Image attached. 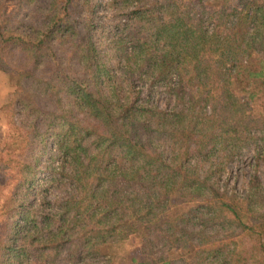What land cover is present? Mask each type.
<instances>
[{"label": "trees", "instance_id": "obj_1", "mask_svg": "<svg viewBox=\"0 0 264 264\" xmlns=\"http://www.w3.org/2000/svg\"><path fill=\"white\" fill-rule=\"evenodd\" d=\"M0 70L2 264H264V0H0Z\"/></svg>", "mask_w": 264, "mask_h": 264}, {"label": "rangeland", "instance_id": "obj_2", "mask_svg": "<svg viewBox=\"0 0 264 264\" xmlns=\"http://www.w3.org/2000/svg\"><path fill=\"white\" fill-rule=\"evenodd\" d=\"M0 73L2 74V79L5 81V83L12 89L11 93L8 96V99L6 103L3 105H7L9 101L11 100V97L16 91L17 88V76L16 74L12 73H6L0 70ZM3 107L0 108V242L6 240L9 233V228H7L9 221L12 222V220H15V217L11 218L8 221V213L7 209L10 208L13 205V202L10 203L8 200L13 198L14 196V188L19 183V175L17 173V168L14 166L11 162L16 161V154L14 152H11L12 148L20 147L23 143H21V140L16 141L13 138H11V132L12 129L8 126V111H4ZM12 147V148H11ZM53 149V145L50 144V150L49 154L46 156L48 157L51 154V151ZM46 157L42 155L40 158V162L36 169V179H35V186L33 188L32 198L31 202L35 201V198L38 197V193L40 190L43 189V187L46 184V179L48 177V174L45 170V160ZM252 157V152L248 150L245 152L243 161L247 163L250 162ZM243 161L240 166V169H242L243 172ZM247 167V166H245ZM233 171L238 175L237 179H234L232 176L229 178V183L231 185L238 186L240 188L241 182H242V173L239 170V168L232 167ZM262 172V180L264 182V166L260 168ZM6 177V179L3 178ZM2 177V178H1ZM4 183V184H3ZM11 215V211H10ZM12 216V215H11ZM18 222H21L19 219ZM7 257L4 256L0 252V264H2V261L5 260ZM22 260V259H21ZM18 261L13 260V264H17Z\"/></svg>", "mask_w": 264, "mask_h": 264}, {"label": "crops", "instance_id": "obj_3", "mask_svg": "<svg viewBox=\"0 0 264 264\" xmlns=\"http://www.w3.org/2000/svg\"><path fill=\"white\" fill-rule=\"evenodd\" d=\"M12 89L5 83L2 79V74L0 73V108L6 103L9 94Z\"/></svg>", "mask_w": 264, "mask_h": 264}]
</instances>
